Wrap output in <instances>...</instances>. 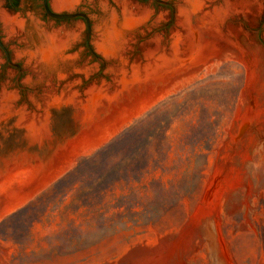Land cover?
I'll return each instance as SVG.
<instances>
[{
	"label": "rangeland",
	"instance_id": "obj_1",
	"mask_svg": "<svg viewBox=\"0 0 264 264\" xmlns=\"http://www.w3.org/2000/svg\"><path fill=\"white\" fill-rule=\"evenodd\" d=\"M130 1L149 7L151 14L127 44V69L146 60L154 38L169 47L180 29L177 0H158L168 6ZM101 2L118 9L116 0H81L72 10L58 11L49 0L55 13L78 9L86 16L97 59L84 46L82 18L69 25L33 15L44 25L80 27L78 39L65 51L75 56L73 71L61 78L53 74L51 82L32 75L16 56L25 43L9 37L0 24L7 50L0 49V93L13 91L16 108L37 111L48 84L58 94L71 88L80 98L92 85L113 91L110 66L119 61L104 57L93 44V26L104 16ZM222 2L207 0L204 10ZM260 2V9L237 11L226 21L260 64L252 99L243 59L218 43L209 61L124 96L91 128L80 129L67 104L54 116L49 143L29 144L16 129L0 136V162L32 158L31 163H13L14 169L1 168L0 176L17 175L0 185V264H264V0ZM0 8L23 19L32 8L44 17L41 0H0ZM76 45L79 51L70 52ZM251 109L255 116L246 113Z\"/></svg>",
	"mask_w": 264,
	"mask_h": 264
},
{
	"label": "bare ground",
	"instance_id": "obj_2",
	"mask_svg": "<svg viewBox=\"0 0 264 264\" xmlns=\"http://www.w3.org/2000/svg\"><path fill=\"white\" fill-rule=\"evenodd\" d=\"M80 1L51 0V6L58 11L72 10ZM177 1L176 20L180 29L173 33L169 47L160 45L159 39L154 38V48L150 49V46V50L147 48V52L145 51L146 60L132 65L129 69L124 62V52L132 39L134 29L148 19L151 10L144 5L132 4L130 0H116L117 10L110 8L106 2H101L104 16L93 26V44L104 57L119 61L110 66V71L115 74L113 91L108 93L107 89L92 85L87 89L86 96L80 98L71 88L58 94L48 84L39 97L38 110L27 111L25 108L15 107L16 94L13 91L3 89L0 93V136L10 129H16L29 144L42 146L44 142L49 143L54 116L67 104L78 117L76 120L80 122V129H88L92 122L107 112L111 104L118 103L124 96L167 83L177 74L200 67L214 56L218 43L233 48L243 59L249 72L246 88L250 90L248 96L252 99V90L256 88L259 80L260 64L249 57L235 38L236 34L233 35V28L226 21L237 11L260 9L263 5L261 0H223L221 4L206 10L204 4L207 0ZM0 24L9 37H18L20 42L25 43V48L18 50L16 56L25 60L27 68L38 80L48 82L53 74L61 78L68 70L73 69L75 56L66 55L65 51L78 39L80 27L56 28L44 25L31 14L23 19L1 8ZM253 55L257 57V52L253 51ZM29 81V78L26 79V82ZM246 113L255 116L257 112L251 109ZM30 159L32 158L23 157L17 161L12 158L1 159L3 166H0V172L3 167L12 166L13 163L23 165L24 160L31 163ZM35 162L40 163L38 160ZM19 172L18 175L22 171ZM15 173L0 176V185L9 181L11 177L7 176Z\"/></svg>",
	"mask_w": 264,
	"mask_h": 264
},
{
	"label": "flooded vegetation",
	"instance_id": "obj_3",
	"mask_svg": "<svg viewBox=\"0 0 264 264\" xmlns=\"http://www.w3.org/2000/svg\"><path fill=\"white\" fill-rule=\"evenodd\" d=\"M138 1H142V2H145L146 0H138ZM155 3H158V4H160V5H166V6H168V5H170V3H164V2H159L158 0H153ZM46 2H47V7H48V10H49V12H51V13H54V14H60V15H67L68 17L67 18H61V19H57V18H54L53 16H51V15H49L46 11H45V8H44V6H43V3H42V0H41V6H42V10H43V14H44V17L43 16H41L38 12H36L34 9H32V8H29L28 9V11L32 14V15H36V16H38L40 19H42L43 21H45V22H47V21H54V22H57V23H71V21L72 20H75V19H77V18H82L84 21H85V23H86V20L88 21V19L86 18V16L82 13V12H80L78 9H75V10H73V11H71V12H65V11H63V12H59V13H55V12H53L51 9H50V7H49V0H46ZM70 25V24H69ZM167 26V25H166ZM165 27V26H164ZM84 46L86 47V49H87V51H88V53L90 54V55H93L94 57H95V59H97V56L94 54V52L92 51V49L90 48V45H89V38H88V41L86 42V40H85V37H84ZM81 46L80 45H76L73 49H71L70 50V52H78L79 51V48H80ZM0 49L5 53V50H6V48L1 44V41H0ZM7 51V50H6ZM8 53V52H7ZM9 56V55H8ZM5 58H6V60H7V62H9L10 61V58L9 57H6L5 56ZM8 58V59H7Z\"/></svg>",
	"mask_w": 264,
	"mask_h": 264
},
{
	"label": "water",
	"instance_id": "obj_4",
	"mask_svg": "<svg viewBox=\"0 0 264 264\" xmlns=\"http://www.w3.org/2000/svg\"><path fill=\"white\" fill-rule=\"evenodd\" d=\"M42 3H43V6L45 8V11L49 15L53 16L54 18L61 19V18H67L68 17L67 15L54 14V13L49 12L48 7H47L46 0H42ZM89 34H90V26H89V22L86 20V33H85V40H86V42L88 41ZM245 128H246V124L242 125L239 133H241L242 131H244Z\"/></svg>",
	"mask_w": 264,
	"mask_h": 264
}]
</instances>
